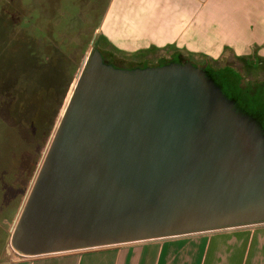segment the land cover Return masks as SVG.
Returning <instances> with one entry per match:
<instances>
[{
	"label": "water",
	"instance_id": "95a60500",
	"mask_svg": "<svg viewBox=\"0 0 264 264\" xmlns=\"http://www.w3.org/2000/svg\"><path fill=\"white\" fill-rule=\"evenodd\" d=\"M263 223L262 125L205 67L121 68L94 48L8 246L35 257Z\"/></svg>",
	"mask_w": 264,
	"mask_h": 264
},
{
	"label": "rangeland",
	"instance_id": "374dc122",
	"mask_svg": "<svg viewBox=\"0 0 264 264\" xmlns=\"http://www.w3.org/2000/svg\"><path fill=\"white\" fill-rule=\"evenodd\" d=\"M110 1L0 0V264L18 254L8 246L11 229L92 50L121 68L171 59L173 49L130 54L110 47L99 29ZM182 59L206 68L205 58L186 50ZM210 64L237 109L264 128V60L228 51Z\"/></svg>",
	"mask_w": 264,
	"mask_h": 264
},
{
	"label": "crops",
	"instance_id": "0c3cea01",
	"mask_svg": "<svg viewBox=\"0 0 264 264\" xmlns=\"http://www.w3.org/2000/svg\"><path fill=\"white\" fill-rule=\"evenodd\" d=\"M99 29L122 53L173 49L171 59L183 62L186 50L210 63L230 51L264 60V0H111ZM1 264H264V223L35 257L17 254Z\"/></svg>",
	"mask_w": 264,
	"mask_h": 264
},
{
	"label": "trees",
	"instance_id": "16d2710c",
	"mask_svg": "<svg viewBox=\"0 0 264 264\" xmlns=\"http://www.w3.org/2000/svg\"><path fill=\"white\" fill-rule=\"evenodd\" d=\"M140 53H143V52H138L137 54H140ZM104 57H105V55H104ZM105 60H106V57H105ZM173 60H176V61H179V58L176 56H174L172 59H170V60H167V61H162V62H160V63H158V64H165V63H168V62H171V61H173ZM116 65V64H115ZM147 65H149V64H147V63H143V64H140V65H136V66H132L133 68L134 67H138V66H147ZM207 66H210V63L209 62H207L206 63V68H207Z\"/></svg>",
	"mask_w": 264,
	"mask_h": 264
},
{
	"label": "bare ground",
	"instance_id": "6f19581e",
	"mask_svg": "<svg viewBox=\"0 0 264 264\" xmlns=\"http://www.w3.org/2000/svg\"><path fill=\"white\" fill-rule=\"evenodd\" d=\"M82 73V72H81ZM81 75V74H80Z\"/></svg>",
	"mask_w": 264,
	"mask_h": 264
}]
</instances>
